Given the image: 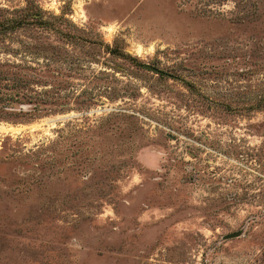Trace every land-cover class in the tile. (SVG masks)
I'll list each match as a JSON object with an SVG mask.
<instances>
[{
	"label": "rangeland",
	"instance_id": "1",
	"mask_svg": "<svg viewBox=\"0 0 264 264\" xmlns=\"http://www.w3.org/2000/svg\"><path fill=\"white\" fill-rule=\"evenodd\" d=\"M0 264H264V0H0Z\"/></svg>",
	"mask_w": 264,
	"mask_h": 264
},
{
	"label": "water",
	"instance_id": "2",
	"mask_svg": "<svg viewBox=\"0 0 264 264\" xmlns=\"http://www.w3.org/2000/svg\"><path fill=\"white\" fill-rule=\"evenodd\" d=\"M144 67L147 68V69H149V70H153V71H155V72H162L161 69H159V68H157V67H154V66H152V65H150V64H145Z\"/></svg>",
	"mask_w": 264,
	"mask_h": 264
}]
</instances>
